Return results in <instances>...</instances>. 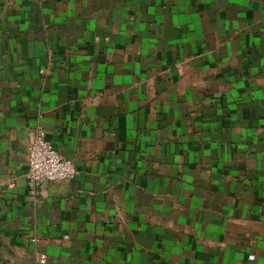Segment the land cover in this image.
I'll list each match as a JSON object with an SVG mask.
<instances>
[{"label": "crops", "instance_id": "obj_1", "mask_svg": "<svg viewBox=\"0 0 264 264\" xmlns=\"http://www.w3.org/2000/svg\"><path fill=\"white\" fill-rule=\"evenodd\" d=\"M0 264H264V0H0Z\"/></svg>", "mask_w": 264, "mask_h": 264}, {"label": "built area", "instance_id": "obj_2", "mask_svg": "<svg viewBox=\"0 0 264 264\" xmlns=\"http://www.w3.org/2000/svg\"><path fill=\"white\" fill-rule=\"evenodd\" d=\"M79 171L72 160L62 156L47 140L46 133L39 127L32 133L28 150L27 180L31 194L40 198L44 184L60 181H72Z\"/></svg>", "mask_w": 264, "mask_h": 264}]
</instances>
